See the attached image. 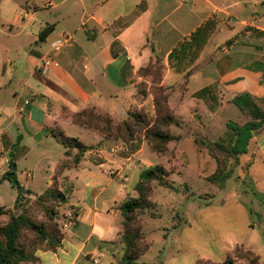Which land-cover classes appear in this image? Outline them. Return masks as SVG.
Returning a JSON list of instances; mask_svg holds the SVG:
<instances>
[{
  "label": "crops",
  "instance_id": "0c3cea01",
  "mask_svg": "<svg viewBox=\"0 0 264 264\" xmlns=\"http://www.w3.org/2000/svg\"><path fill=\"white\" fill-rule=\"evenodd\" d=\"M261 3L264 0L0 1V19L8 25L7 30L0 29V207L14 210L19 197L13 183L4 179L13 164L19 184L33 194L29 197L44 193L57 178L68 198L64 217L69 221L61 229V247L39 251L37 264H94V260L113 264L120 252L119 208L126 199L137 197L141 173L155 165L147 142L142 135L126 143L95 131L94 144L79 139L93 150L84 154L77 168L56 176L67 149L48 129L59 127L67 135L63 124L72 123L71 117L85 109L108 114L114 122L125 121L138 71L154 58L167 68L163 85L170 88L169 106L179 121V126L171 127L179 139L169 144L176 164L183 177L191 172L203 181L205 193L213 190L208 178L216 173L217 163L196 139L216 141L227 122L248 121L232 103L238 95L264 99ZM207 23L212 31L205 45L195 49L191 37ZM49 26L53 30L41 40ZM58 40L65 45L54 51L51 45ZM1 52L6 58L23 54L33 61L25 67V75L16 78L9 75ZM46 57L54 63L45 71ZM25 101L30 104L20 112ZM14 126L22 134L15 148L17 140L10 131ZM237 170V177L248 178L257 193L250 196L253 200L245 201L235 191L214 211L213 199L224 191L207 202L205 197H193L199 201L198 222L191 221L188 209L182 225L184 231L203 237L209 257L226 259L243 247L264 264V201L262 207L258 201L264 198V127L253 133ZM206 215L212 218L210 229L199 226L207 221Z\"/></svg>",
  "mask_w": 264,
  "mask_h": 264
},
{
  "label": "trees",
  "instance_id": "16d2710c",
  "mask_svg": "<svg viewBox=\"0 0 264 264\" xmlns=\"http://www.w3.org/2000/svg\"><path fill=\"white\" fill-rule=\"evenodd\" d=\"M212 28V25L207 23L192 35L191 41L197 43L195 49L205 45ZM52 30V26L47 27L40 35V39L44 40ZM187 49L186 46L183 47V50ZM170 59L171 61L174 59V54ZM154 60L163 65L160 59L154 58ZM141 71H138V76ZM184 84L185 82L183 86ZM232 103L248 121L244 125L233 121L227 122L226 131L216 141L196 139V142L207 149L217 163V171L208 178V181L220 190H223L225 183L233 178L234 172L240 165V157L248 152L253 133L264 127V108L260 106V104L264 105V99L259 101L245 93L235 97ZM155 107L161 118L159 123L153 126L140 119L137 114L130 113L125 121L114 122L108 114L99 113L94 109H85L73 115L71 119L74 125L94 130L105 139H121L131 143L142 135L153 153L160 157H169L171 154L177 160L169 144L179 139L171 134V127L179 126V122L169 106V96L155 99ZM48 133L67 149V158L58 165L56 176H60L67 169L77 168L84 154L93 150L92 146L83 144L79 139L68 137L59 127L49 128ZM73 150H77L75 155L72 154ZM13 157L15 158V155ZM8 175L5 176V180H9ZM166 177L167 170L162 165H154L144 170L135 186L137 197H130L121 204L119 210L125 218V232L122 237L124 253L118 264H137L143 255L144 252L139 248L143 235L139 228L134 229L131 224L137 214L152 207L148 199L151 183L156 182L162 187L173 188L174 183ZM13 187L18 189L14 184ZM31 195L32 192L26 190L22 199L19 196L14 210L0 207V221L3 222L0 226V264H37L39 259L36 255L39 251H57L61 247L64 235L55 222L57 214L55 218L50 215L47 225L45 222L39 223L32 219L28 214V208L24 207L27 197ZM34 197L36 198L34 204L49 213H51L49 204L64 207L68 202L57 178L53 179L44 193ZM17 211L19 213L15 214ZM10 250L15 251L14 256H10ZM240 260L248 264H261L258 256L243 247L236 248L222 263L200 260L198 264H238Z\"/></svg>",
  "mask_w": 264,
  "mask_h": 264
},
{
  "label": "rangeland",
  "instance_id": "374dc122",
  "mask_svg": "<svg viewBox=\"0 0 264 264\" xmlns=\"http://www.w3.org/2000/svg\"><path fill=\"white\" fill-rule=\"evenodd\" d=\"M232 1L240 2L242 0ZM259 5L264 6L262 3ZM240 6L244 5L241 4ZM7 27L8 25L0 19V29L7 30ZM4 54L6 53L1 52V57L2 60L7 64L6 67L8 69L9 75L16 78L18 76L25 75V67L28 63L33 61L32 58L26 59L23 54H12V57L9 58H6ZM140 70L142 71L139 75V82L134 88L131 96L133 103H131V106L128 109V115L130 113L137 114L140 119L153 126L154 124L159 123L161 118L158 115L155 107V99H163L165 96H170L171 94L169 91L170 88L163 85L167 68L165 66L163 67V65L152 59ZM12 99L13 96L11 94L8 101H6L7 105L11 104ZM177 122L179 121L177 120ZM63 125L69 137L78 138L87 144L95 143V131H88V129L75 126L71 122L64 123ZM4 127L5 126H2L3 129ZM10 131L17 141L20 137H22V134L19 132L17 126L12 127ZM87 132L91 133L88 134ZM148 153L151 155L155 165H162L165 167L167 170L166 178L173 182L174 185L172 189H169L160 186L156 182L151 183L149 186L148 199L151 202L152 207L148 211L137 214L135 216L136 219L131 224L132 228H139L143 235V240L141 241L139 248L144 253L138 260L137 264H198L200 260L207 261V258H209L208 260H211L215 263L224 262L226 260L224 257H209L211 250L204 248L202 241L203 237L201 235L196 234V232L189 233L184 231L185 228L182 224L185 218L183 217V213H186L189 209L188 216L191 221L198 222L195 214L198 212L197 207L199 205V201L197 202L192 198L202 196L206 198L205 202H207L216 197V192L220 191L224 192L217 194L218 196L213 199L215 201L213 204L214 207H212L215 209L214 211L226 205L227 201L223 203V198L225 196L228 198V196L235 191H238L241 198H243L245 201L251 199L250 196L255 197L254 195L257 193L251 186L249 179H239V177H237V175H239V171L236 170L234 172V179H230L228 182H226L223 190H220L219 187L215 186L213 190L211 189L210 192L205 193L207 191L206 184H204L203 181H201L196 175H193L191 172H187V175L184 177L181 175V170L178 168L173 155L170 154L169 157L167 156L164 158L151 153L149 149ZM187 183H189V185ZM62 188L64 190L66 188L63 180ZM35 200V197H27V202L24 205L25 208H28V214L32 217V219L39 223L45 222L47 225V223H49L50 215L55 218V214H57L55 222L58 224L59 229H62L66 222L69 221L66 216L64 217L65 206L59 207L49 204V210H51V213H49V211L42 210L40 207L36 206L34 204ZM258 201L260 207H262L264 198L260 197ZM247 205H250V207L253 208L252 203L249 202ZM16 213H19V211L15 212V214ZM119 218L120 221L123 222V229L119 239V242L121 243V250L115 254L113 258L115 264L119 263L121 256L124 253L122 237L125 232V218L122 214L119 215ZM206 220L207 221H204L203 225L199 226H207L212 218H210L209 215H206ZM254 221H256V219H254ZM2 223L3 222L0 221V226ZM193 227H195V225ZM207 228L210 229V226ZM206 235L207 234H205V236Z\"/></svg>",
  "mask_w": 264,
  "mask_h": 264
},
{
  "label": "built area",
  "instance_id": "2783aa9c",
  "mask_svg": "<svg viewBox=\"0 0 264 264\" xmlns=\"http://www.w3.org/2000/svg\"><path fill=\"white\" fill-rule=\"evenodd\" d=\"M182 2H184L185 0H181ZM65 42L64 40H58L56 42H54L51 46H52V49L54 51H60L61 48L65 45ZM54 63L53 59L51 57H46L43 61V69L46 71L48 70L52 64ZM30 104V101H25L24 103V106L20 108V112H23L24 111V107L29 105ZM115 152H117V150H115ZM94 264H98V261L97 260H94Z\"/></svg>",
  "mask_w": 264,
  "mask_h": 264
},
{
  "label": "water",
  "instance_id": "95a60500",
  "mask_svg": "<svg viewBox=\"0 0 264 264\" xmlns=\"http://www.w3.org/2000/svg\"><path fill=\"white\" fill-rule=\"evenodd\" d=\"M20 142H21V138L18 139L17 144L14 146V148H15L17 145H19ZM14 148H13V149H14ZM11 154L13 155V152H12ZM8 178H9V180H10L15 186L18 187L17 192H18L20 198L22 199V198L24 197V194H25V191H26V190H25V187H24V186H21V185L19 184V182H18L17 174H16V165H15V164H13V166H12V171H11V173L9 174ZM14 255H15V251H14V250H10V256H14Z\"/></svg>",
  "mask_w": 264,
  "mask_h": 264
}]
</instances>
